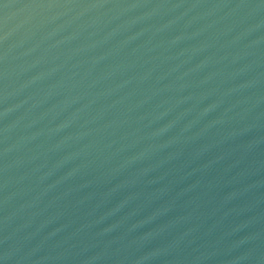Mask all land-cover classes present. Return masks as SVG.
<instances>
[{
    "label": "water",
    "instance_id": "water-1",
    "mask_svg": "<svg viewBox=\"0 0 264 264\" xmlns=\"http://www.w3.org/2000/svg\"><path fill=\"white\" fill-rule=\"evenodd\" d=\"M0 264H264V0H0Z\"/></svg>",
    "mask_w": 264,
    "mask_h": 264
}]
</instances>
